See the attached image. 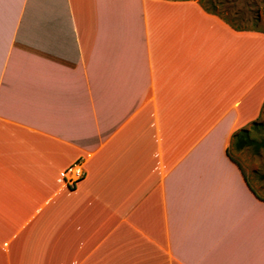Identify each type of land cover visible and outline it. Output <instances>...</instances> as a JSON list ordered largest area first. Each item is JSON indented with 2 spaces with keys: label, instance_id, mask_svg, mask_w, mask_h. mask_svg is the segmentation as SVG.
I'll return each instance as SVG.
<instances>
[{
  "label": "crops",
  "instance_id": "0c3cea01",
  "mask_svg": "<svg viewBox=\"0 0 264 264\" xmlns=\"http://www.w3.org/2000/svg\"><path fill=\"white\" fill-rule=\"evenodd\" d=\"M263 107L264 32L198 0H0V264H264L228 231Z\"/></svg>",
  "mask_w": 264,
  "mask_h": 264
},
{
  "label": "rangeland",
  "instance_id": "374dc122",
  "mask_svg": "<svg viewBox=\"0 0 264 264\" xmlns=\"http://www.w3.org/2000/svg\"><path fill=\"white\" fill-rule=\"evenodd\" d=\"M198 1L199 3L202 1L205 8L209 10L213 11L215 9V11L221 15L220 17H222V19L229 21L235 27L264 32V0ZM246 130H249L251 138L257 142L264 140V107L260 117L253 120V122L246 127ZM230 153L241 165L246 179L250 182L256 194L251 190V193L253 192V201H243L240 203L243 212L235 215L234 221L236 224L232 223L233 221L229 222L231 224L228 225V231L237 237L242 230L244 232L245 224L253 222L255 227L252 234L254 238H257V232H264V200L261 199L262 197L264 198V147H260L259 149L245 147L241 150H237L231 144ZM229 159L231 158L229 157ZM250 210L252 211V216L249 218L250 215L248 211Z\"/></svg>",
  "mask_w": 264,
  "mask_h": 264
},
{
  "label": "trees",
  "instance_id": "16d2710c",
  "mask_svg": "<svg viewBox=\"0 0 264 264\" xmlns=\"http://www.w3.org/2000/svg\"><path fill=\"white\" fill-rule=\"evenodd\" d=\"M201 6L209 13L217 15V16H221L219 15L215 9L209 10L207 8H205V6L203 5L202 1H200ZM222 18V17H221ZM225 22H227L231 27H233L235 30L238 31H258V30H245L242 29L240 27H235L234 25H232L229 21L223 19ZM257 125V124H254ZM232 146H234L237 150H241L245 147H254L255 149H259L260 147H264V140L261 142H257L256 140L252 139L249 133V130H241L240 132H238L234 137H233V141H232ZM228 155L229 157L235 162L237 163V165L242 169L241 165L233 158V156L230 153V149L228 150ZM243 170V169H242ZM245 174V173H244ZM246 177V176H245ZM249 187L251 188V190L256 194L255 190L252 188L250 182L247 180ZM261 198V197H260ZM261 199L264 200V198L262 197Z\"/></svg>",
  "mask_w": 264,
  "mask_h": 264
},
{
  "label": "built area",
  "instance_id": "2783aa9c",
  "mask_svg": "<svg viewBox=\"0 0 264 264\" xmlns=\"http://www.w3.org/2000/svg\"><path fill=\"white\" fill-rule=\"evenodd\" d=\"M85 176L84 160H78L60 172V177L71 190L76 189Z\"/></svg>",
  "mask_w": 264,
  "mask_h": 264
}]
</instances>
